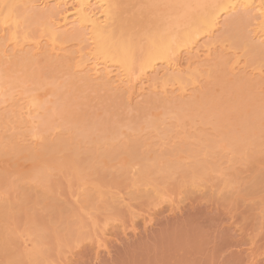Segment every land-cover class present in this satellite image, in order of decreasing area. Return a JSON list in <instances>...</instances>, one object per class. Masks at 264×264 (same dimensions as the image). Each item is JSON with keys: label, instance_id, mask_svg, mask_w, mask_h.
I'll return each mask as SVG.
<instances>
[{"label": "rangeland", "instance_id": "obj_1", "mask_svg": "<svg viewBox=\"0 0 264 264\" xmlns=\"http://www.w3.org/2000/svg\"><path fill=\"white\" fill-rule=\"evenodd\" d=\"M161 4L162 3L152 4L151 0H117L115 6L121 11L120 17L122 19H124L123 17L136 16L137 21H140H138V25H135L137 22L135 21L129 30L131 34H136L138 36L141 27H145L146 29L147 24L148 27L155 24V22L160 19L162 10H167V6L165 5L166 8L163 7V3L161 7ZM132 19L135 20V18ZM221 19H223L222 22L224 19L226 21V17L224 16ZM145 20L146 22H151L150 20L154 22L150 24L147 22V24H145ZM142 23H144V27ZM238 23L240 24V22H237L231 27L235 29H237V27L241 28L243 24L241 23V25H239ZM220 29H223L222 25ZM250 30L251 27H247L243 30V32H246V38L251 35ZM217 33L220 34L219 32ZM140 37L139 35L138 38ZM228 44L226 45L227 48L232 47L231 43ZM66 46L65 50L67 52L73 49V45L71 46L69 43ZM231 49L239 56L238 61L240 63H238L240 67L246 68V70H244V72L235 71V74L236 72H238V74L233 77L228 74L226 64L231 58L230 53L232 52L229 51L230 53L228 54L230 55L226 54V56H223V62H219L218 64L209 62L210 64L213 63L211 64V68H209L211 76L207 74L208 77L205 78V75L204 81L202 79V81L198 83V87H196L198 91L195 90L197 91L196 94L195 92L192 93L195 94L194 98L189 97L190 101H188V97H186L187 99L183 98V100L191 103L192 98L195 100L196 98H200L203 94H205L206 97H211V95H214V92L216 93L218 91L215 97L213 96L216 101H213L214 98L212 101L214 103H219L231 98V94H228V87H231L236 79L245 76L249 78L250 81L252 80V83L258 82L257 85H253L252 87H245L243 95L245 97V104L251 106L255 105L257 111L255 112V107V109L251 107L252 109H250V111H254L249 112L248 109L249 113H246L248 116L244 114L243 117L247 116L250 118L252 115L253 117H255V115L258 117L256 116L255 119L253 117L250 118L255 120L254 128L251 131L252 134L254 133V136L252 135V137H250V135L249 138L251 139H246L250 141V145H248V141L247 145L246 143H244V145L242 144L243 147L245 146V149L243 148V150H241L242 152L238 154L230 151L228 148L230 146L228 140L229 144L226 142V145H229H227L228 147L225 145V142L222 141L225 137L230 135L229 133V135L227 134L228 127L226 126L228 123V126L233 129L230 131L232 133L234 132V128H236L235 130L237 131L241 129V127L238 129L237 126L239 125L234 123V117L231 121L229 120L230 116L238 115L237 111L231 112L230 116L226 117V121L228 122L225 123L224 121V124H222L223 121L219 120V114L217 115L213 104L212 106L207 103L206 105L202 104V108H198L200 109L199 112L196 107L198 105L197 103V105H193L194 107L190 106L193 108L192 109L185 105L186 101L180 102V99L175 96L171 99V102L169 101L170 103H164L166 107H162L164 105L160 104V100L155 102L150 101V99L154 97L153 94H149L150 97L145 94V97L143 95L139 98H135L136 100L133 99L134 101L132 100L129 105L126 103L123 93H121L123 97L119 94L120 92L113 93L107 89L99 92L96 90L97 88H94L95 86L92 87L94 88L92 90L90 86H87L88 89H86L87 87L83 84H79L81 86L76 85L77 88H80L78 89L80 92L75 86H73L76 89L74 90L69 81H67L66 76L68 74L66 75V72L64 75L65 70L63 68L58 66L52 68L43 64L40 67V70H43V76L39 77L37 81H29L24 84L27 91L34 90L32 93L38 97L39 103L44 100V104L41 103L42 107L38 110L40 115H53L51 116L53 125H51L54 126V128L49 124L52 130L49 129L46 132H41V137L33 141H27L28 145L30 142L33 144L36 143L35 149L36 151L38 150L36 154L38 153L37 155L42 154L44 156V154H46V152H44V145H47L46 143H48V140L52 143L53 141L55 142V139H58L60 135L62 137L63 134H67L69 129L66 130V128L70 127V124L72 125L71 122L74 120H80L83 127H87L85 129H88V132L91 131H89L90 125L87 123L90 122L93 124H91V133H88L87 130L83 133V135L85 134L88 136L87 139L90 140V146H88V140H83L82 144H79L80 147L82 145V147H84L87 144L86 147L92 150L95 149V152L96 150L97 152H102L104 148L109 150V148L112 147V151L116 150L118 152L119 150L118 153H120L121 151L128 150V154L124 151L126 154H122L121 152L120 154L123 155H120L121 158H118L120 156L113 158L117 153L113 154V152L110 151V155H113V157H107L109 161L107 158H104L101 161L102 164L99 163L100 165H95L93 163L95 166L87 170L91 173L87 175L88 172L86 171H84L86 173L83 171L77 173L76 171L75 174H73V172H71V174L70 172H62L60 170L62 167L59 168L58 165H56V163L62 166L65 162L70 163L72 158L68 156H72V153H69V151L73 150L72 147H70L71 149L68 148L70 149L68 151L67 149H65V151L63 150L64 153L62 151V154L60 152L58 154L55 153L56 155H54L53 158L57 160H53H55L56 163L53 161L49 164L46 160L48 163L47 165L43 159L46 157L41 155L40 157L38 156V160L36 155V157L33 158L36 160L35 161L26 157V151L22 152L21 150L15 153L12 151L10 153L13 145L5 146L6 148L9 147L7 149H5V147L0 148V212L7 216V218L0 219V238L3 246H1L0 250V264H16L17 262L19 264H264V85L259 84L257 75H253V77L248 76L250 70L258 67L264 74V60L249 57L247 48L232 47ZM181 56L182 59L186 58L183 53ZM206 62V65H209L208 61ZM220 63L222 65H220ZM0 65H2L0 69L6 72L7 65ZM182 65V68H184V63ZM4 67L6 68L5 70H3ZM224 67L225 69H223ZM156 68L160 70L162 67L157 63ZM139 69V65L136 64L133 66L132 74L134 77L140 74L138 73ZM244 73L245 75H243ZM218 78H221L227 84L225 85L224 83L223 85L222 82H220L222 83L220 84L217 81ZM214 83L215 85L219 83L221 87L219 84L218 87L220 88L215 87ZM9 85L10 83L8 82V86ZM223 86H228L227 89H224V92L227 93L226 95L221 91ZM22 88L24 91V87ZM14 89L12 87V91H14ZM52 89L53 91L56 90V93L57 90L60 91L62 94L59 92L58 94H61L64 100H70L64 101L58 94L57 99L55 98L57 96L56 94L55 97L51 96L54 93ZM212 89L215 91L213 92ZM5 90L7 91L6 88L4 91ZM8 90L10 93L11 88H8ZM15 90L17 91H14V95H12L15 96L13 98L14 102L20 97L18 93L21 89L16 87ZM6 91L4 93H6ZM208 91L212 93L209 94ZM219 91H221L222 94L221 92L219 93ZM0 96V102L4 99H8L5 94ZM216 96H218L219 99H217ZM148 98H150L149 101ZM238 98L239 96L235 97L236 102ZM60 99L63 100V102H60L61 104L65 102V105H63L65 108L67 105L68 111L75 113L69 112L72 113V118L74 115L79 118L76 119L74 116L72 119L71 115H68V117L60 115L61 112L59 109L56 110V103H59ZM55 100H58V102ZM178 101L181 104L178 103ZM62 106L61 108H63ZM182 106L184 111L183 108H180ZM65 108H63L64 110H60H67ZM179 108L180 110L182 109L184 114L176 110ZM195 108L197 109L196 111ZM8 109L9 107L5 110ZM203 112L206 113L201 115ZM39 113H37L38 116ZM76 113L78 114L76 115ZM177 115H184V117L182 116L181 119L180 116L179 120L177 119ZM199 115L202 117L205 115V117L201 118ZM69 116L71 119H69ZM81 117H84L83 119L85 121L80 119ZM157 118H159L158 121ZM161 118L163 121H161ZM215 118H218L216 121L219 120L221 122L216 124ZM220 118L225 120L224 117ZM256 118H260L261 122ZM150 119L153 121L156 119V121H154V123L156 122L155 127L151 124L148 125L150 122L153 123ZM49 121L51 123L50 119ZM159 121L163 122L161 125L164 126H159L160 123L157 124ZM256 121H258V124H261L258 125ZM46 122L48 123V120ZM230 123L233 124L231 125ZM218 124L221 126L224 125L222 130V127L219 128L220 125ZM40 125L41 124H38L37 128L38 126L40 128ZM93 126L95 129H98V133L97 130L94 131L96 132L95 135L93 133ZM158 126L159 130H156ZM161 127L162 129L165 128V132H163L164 130L161 131ZM215 127L217 128L216 131ZM41 128L39 130H41ZM224 128H226V130ZM229 129L230 128H228V131ZM5 130L6 129H0L1 144H4L3 142L8 140V133H3ZM102 130L104 132L113 131V133L117 131L115 135L116 137L121 135V140L118 138L116 141L118 142V140H120L121 143L123 142L122 145L124 144V146H122L120 142H118V144L116 142L114 145L115 139H113V141L110 140L109 142L111 147L107 144V148L105 140L103 139L101 141L98 140L97 143L95 142L94 147H92V142L98 139L100 133L103 132ZM218 130H221V133ZM70 132L69 130L68 133ZM118 132L121 133L119 136ZM71 134L65 135V138L66 136L72 137ZM96 135L98 136L96 137ZM86 136H84V139ZM207 136L211 140L207 138ZM202 138H205V141H203L205 144L207 139L216 144L214 149H212L214 150L213 154L209 153L210 157L211 155L214 156L212 157L213 159L209 158L207 154L204 155L205 157L199 155L203 153L199 152L205 149ZM46 140L47 142H45ZM85 141H87L86 144L84 143ZM224 141H226V139ZM163 142L165 145L162 148L161 144ZM139 143L142 147L144 144L146 146L144 145L145 147L142 148ZM136 144L141 148H134ZM182 144L187 145L188 148L197 146V148L195 147L197 150H195L196 152L198 151V156L194 158L195 151L192 150L193 148H190L193 151L192 153V151H188L189 149L184 146L189 155L185 151L182 152V150H184H181V148H184ZM103 145L106 146L103 147ZM119 145L123 148L126 146V149L124 148L123 150V148H121L122 150L120 151L119 148L121 146L116 147ZM79 146H77V150L79 148V151H81L82 147L80 148ZM86 147L83 149L86 150ZM202 147L204 148L201 149ZM73 148L76 149L75 147ZM130 148L138 149L137 154L139 157L141 156V159L145 157L146 163L153 161V163L151 162L152 169L148 170L151 172H146V179L144 178L145 175L142 177L144 180L138 178L136 174V171L138 173L140 170V164L132 159L133 157H131V155L129 156ZM198 148H200V151ZM1 149L5 150L2 151ZM173 149L174 152H172ZM77 150L73 151L77 152ZM141 151L146 154H139V152L142 153ZM171 152L174 153V157H172L173 154ZM9 153L11 155L13 154V156H10ZM65 153L67 157H65ZM147 153L148 156H145ZM165 153L166 155L168 154V156H166L168 160L163 159L161 156L165 155ZM169 153L172 155L170 156ZM15 154L20 155L16 156ZM191 154H194V159ZM1 155L6 156L1 157ZM126 155L130 157V160ZM14 156L18 159L14 158ZM199 156H203V159H205L206 156L208 157L206 160L209 161H206V165L209 167V170L207 168V172L205 171L206 173L199 174L200 177L194 174V178L188 172H191L190 168L192 169L194 162L200 158ZM166 157L164 156V158ZM112 158L113 161L110 162ZM123 158H125V161L122 160ZM154 158L155 161L152 160ZM173 158L176 161H172ZM157 159L161 161L160 164L163 163V160L167 161L164 162L167 164L168 161L171 160L169 164H178L179 168H177L179 170H165V168L168 167L167 164V167L165 164L160 166V164H158L159 160ZM203 159L201 157V160ZM127 160L129 161L126 162ZM133 160L135 162L132 163L131 161ZM212 160H215L214 164L217 165L213 168H211L214 166ZM106 161L109 162V165ZM156 161H158L157 164L159 167ZM203 162H205V160ZM125 163L128 165H126V167H129L128 169L125 168ZM49 165L52 167L53 165L55 166L52 168ZM134 166L136 167L134 168ZM31 167L34 169L32 170ZM47 167H49V169ZM149 167L150 166H148V168ZM35 168L41 170H38L39 174L42 171L47 173L42 172L40 176L46 174L48 178L45 183L47 184L48 182V185L44 184V180H41L42 182L36 180L39 174L34 171ZM99 169L103 171L100 172L104 174H102L104 177L100 176V172V174L97 173ZM187 170L188 172H186ZM131 173L134 174L132 175ZM134 175L137 176L135 177ZM96 176H99V178ZM132 179L133 181H131ZM135 180H137L136 182H140L137 184ZM48 201L50 203L49 205L47 203ZM50 206L52 209L54 208V212L52 209H49ZM105 224H107V227H105ZM47 225H49V227ZM33 227L36 229L34 230ZM37 229L43 234L41 232L38 233V231V234L35 232L32 233L33 230L36 231ZM102 229L105 230L103 231ZM40 234L43 236L45 235L43 238L42 236L40 237L43 239L42 241H40V238V240L37 238L39 237L37 235ZM103 236L104 240L100 238ZM95 238H99V242H102L98 248L95 244ZM35 247L38 248L36 249V254L34 252ZM32 252H34V255H32ZM27 253L33 257L29 258Z\"/></svg>", "mask_w": 264, "mask_h": 264}, {"label": "bare ground", "instance_id": "obj_2", "mask_svg": "<svg viewBox=\"0 0 264 264\" xmlns=\"http://www.w3.org/2000/svg\"><path fill=\"white\" fill-rule=\"evenodd\" d=\"M116 1L117 0H0V64L7 65V69L5 68L6 67L5 65H4L5 67L3 68V70L6 69L5 70L6 72L0 69V95L5 94V96H7L8 98L0 102V129L1 130L6 129L3 133L5 132L8 133L7 134L8 140L5 141L6 143L3 142L4 144H1V141H0V148L13 145L11 147L12 150L10 151V153L12 151L14 153L20 152L21 150L22 152L26 151L27 152L26 157L30 160H35L33 158L36 157V155L38 154V153L36 154L38 150L36 151L35 149L36 143L33 144L30 142L31 144L29 143L28 145L27 141L28 142L29 140L33 141L34 139L41 137V132H46L49 129L52 130L51 126L53 125V121H52L51 116L53 115L51 116L42 115L41 116L40 113L38 112V110H40L42 107L41 103L44 104L43 103L44 100L42 99L43 101L39 103L38 97L32 93L34 90L28 89L32 91H27L24 86V84H26L27 82L37 81L39 77L43 76V70H40V67L43 64H46L47 67L54 68L55 66H58V67L63 68L65 70L64 75L66 72H67L66 75L68 74L66 76V79L72 85L71 87L75 86V88H77L76 85L78 86L79 84H83L84 86L86 87L90 86L91 88L95 86L94 88H97L96 90L99 92L106 90V89L110 92L112 91L113 93L120 92L119 94L123 93L126 103H128L129 105L132 102V100L135 98H139L143 95L145 97V94L148 97H150L149 94H153L154 97H152L151 99L148 98V101L149 99L150 101H153V102L160 100V104L164 105V103L166 104L170 103L171 99L174 96L176 98L178 97L180 99V100L178 99L180 102H185L186 100L184 101L183 98H186V97H188V99L186 98L188 101H190L189 97L194 98V95L198 91V89H196V87H198V83L202 81V79L204 81L205 75H206L205 78L208 77L207 74L211 76L210 75L211 72H209L210 71L209 68H211V64H213L214 62L215 64H218L219 62H223L222 61L224 60L223 56L224 55L226 56V54L230 53L232 51L231 49L232 47L247 48L248 49L247 54L249 55V57L251 58L254 57V58L264 60V0H151L152 4L153 3H157V4L164 3L163 7H165L166 5L167 10L165 9L166 7L164 8L165 11L162 10L160 19L157 20L155 24L150 25L149 26L150 28L148 27L147 22L150 24L151 22H154V21L150 20L151 22L149 21L146 22L145 20L146 22L145 24H147L146 29L144 27V23H142L144 28L142 27H141L142 29L140 28V32L142 30L141 33L140 32L138 33L141 36L140 38H138L139 35L137 36L136 34H131L129 32L132 25L135 23V21H137L136 16L126 17L128 19L123 17L124 19H122L120 17L121 11H119L118 10L119 8L117 9V7L115 6ZM162 4L160 5L161 7H162ZM223 16L226 17V21L224 19L225 22L224 21L222 22L223 19L221 18ZM132 18H135V20H133ZM138 21L135 23V25H138ZM237 22H240V24L238 23L239 25H241V23L243 24L241 25V28L237 26H235L237 27V29L232 28ZM221 25L223 29H220ZM247 27H251V30H250L251 35L247 37L248 39L245 36L246 32H243V30L246 29ZM217 32H219L220 34H218ZM216 33H217V36H216ZM68 43L71 44V46L73 45L72 46L73 49L72 50L69 49L70 50L69 52L65 50V47H67L66 45ZM228 43L229 44L231 43L232 47L227 48L226 45ZM182 53L185 55L186 58L182 59V56H181ZM230 54L228 55H230L231 58L227 61L226 67L228 69V74L233 77L234 75L238 74V72H236L235 74V71L244 72L246 68L244 69L240 67L239 65L240 62L238 61L239 56H237L234 51H232ZM206 61H208V64L210 66L206 65L207 64ZM209 62H213V63L210 64ZM157 63L160 64V67H162L160 70L156 68ZM183 63H184V68H182ZM136 64L140 66V69L138 71V73L140 74L137 77H134V75L132 74L133 66ZM220 65L222 64L220 63ZM1 67L2 65H0V68ZM223 69H225V67ZM249 72H248L249 73L248 76L253 77V75H257L258 76L257 78H259V84L264 85V74L260 70L259 67L254 68L250 70ZM243 75H245V73ZM217 81L219 83L222 82L223 85L225 83L221 78H218ZM251 81L249 78L245 76L244 77L242 76L236 79L235 82L233 81L234 84L232 83L233 85H231V87L227 86L229 88L228 90L229 92L228 91L227 92L228 94H231L230 95L231 98L227 101L223 100L222 102L214 103L213 101H216L214 97L218 91L215 93L214 92L215 90L213 91L212 89V91L214 92V95H213L214 97L212 95L211 97H206L205 94H203L202 96L200 95L201 96L200 98H196L195 100L192 98L191 100L193 102L191 101V103H189L188 101H186V104H185L189 108H192L190 106H193V105L195 106V104L197 103L198 104V105L196 104L197 109L203 106L202 104L206 105L207 103V104H211V106L213 104L214 105L213 107H215L216 109L217 115L219 114V117L218 116L216 117H218L219 120L223 121L222 124H224V121L225 123L228 122L226 121L227 120L226 117H229L231 112L237 111L238 112L237 116H230L229 117L230 119L229 118L228 119L231 121L234 117L233 119L234 123L236 125H239L237 126L238 129L240 127L241 129L237 131L235 130L236 128H234L235 133L234 132L232 133L230 131H232L233 129H231V127L228 126L229 125L228 123L226 127L230 128L231 130L229 129L228 131V128H227V134L229 133L230 135L228 134L229 136H227L225 134L228 138L224 136L225 138L222 140L223 142H225V145H226V142L228 143L229 141L230 144L229 143L228 144L230 146L228 144L227 145L229 147L227 145L226 146L230 149V151L234 152L235 154H238L239 152L241 153L242 152L241 150H243V148L245 149V146L243 147L242 144L244 145V143H246L247 145V141H248V145H250L249 144L250 141L246 139H248L250 135H251L250 137H252V135L254 136V133L252 134L251 131L254 128V121H255L254 119L257 115H255V117H253V115L250 116V118L252 117L254 118V119H250L249 117H247L248 115L246 113L248 112V109H249V112H253L254 110L250 111V109L254 107L256 108V106L246 105L245 100H244L245 97L243 96L245 92V87H252L253 85L258 84V82H255L256 83L255 84V83H252ZM8 82L10 83L9 86H8ZM218 84H216L217 86L215 85V87H218ZM220 84L219 86L221 87ZM226 84L227 83H225V85ZM11 86L13 87V89L14 88L16 89V87H19L21 91H23L22 87H24V89L26 90V91L24 90L23 92L20 91L18 93L20 94L19 95L20 97L15 102L13 101V98L15 96H12V95H14V91H17V90L14 89V91H12ZM227 87L223 86V89L222 90L219 89V90L224 92V89H227ZM5 88L7 89V91L5 90L7 94L4 93ZM8 88H11L10 93L8 92L10 89L8 90ZM75 88L73 87L74 90H76ZM94 88H92V90ZM78 89L80 88L78 87L77 90ZM86 89H88V87ZM188 90H189V93H188ZM55 91L56 90L53 91L54 93L52 95L50 93V95L55 97V94L57 95L58 92L61 93L58 90H57V93ZM221 91H219V93ZM194 92L195 94H192ZM208 92L209 94L212 93L210 91ZM61 94H58V95L61 96L60 98L64 100ZM223 94L226 95L227 93L224 92ZM58 95L55 97L56 99ZM237 96H239V98H238V101L236 102L235 97ZM216 98L219 99L218 96H216ZM60 100H59V103H56L57 106L55 104L56 110L59 109L61 113L63 112L62 114L60 113V115H65L67 117L68 115H71V118H72V113L73 114L75 113L72 111H68L67 105H66V108L64 106L65 102L63 103L64 104L63 105L60 103V102H63V100L62 101ZM69 100L65 99L64 101H69ZM55 101L58 102V100H55ZM179 101L178 103H180ZM61 106L67 110L61 111L60 109H63L61 108ZM183 106L180 108H183ZM8 107L9 109L5 110ZM162 107H166V106L164 105ZM180 108L176 110H179L180 112H182V109L180 110ZM197 109L195 108V111ZM199 110L200 109H198V111ZM183 111H184V108H183ZM256 111H257V108L255 109V112ZM69 112H72V113H69ZM37 113H39L40 117L37 115ZM179 113H176V114H179ZM205 113L203 112L201 113V115ZM77 114L78 113H76V115ZM244 114L247 116L243 117ZM201 115H199L201 118L205 117V115H203V117ZM180 116H181V119H182V116L184 117V115H179V116L177 115L178 117L177 119L180 120ZM220 117H224L225 120L224 119L222 120ZM71 118L69 116V119ZM75 118L77 119L79 117L75 116ZM83 118L81 117L80 119H83ZM159 118H157V121L159 120ZM218 118H215L216 124L221 122L219 120L216 121V119ZM49 119L51 120V123ZM256 119H259V122H261L260 118H256ZM47 120H48V123L46 122ZM154 121H156V119ZM154 121L153 123L152 122L148 123V125L151 124V125H154L153 127H155L156 122L154 123ZM161 121H163L162 118H161ZM71 123L72 125L70 124V127L66 128V130L69 129L71 131L70 133H68L69 132L68 130L67 134H63L62 137L60 135L58 139L56 138L57 140L55 139V142L52 140L53 142L51 141L52 143H50L49 142L50 140H48V143H46L47 145H44L45 146L44 152H46V154H44V156L42 154L40 155L47 158V159L43 158L45 160L46 165L48 163L50 164L53 161L54 163H56L55 160L57 159L53 158L54 155L58 154L59 152L62 154V151L63 150L65 151V149H67L68 151L71 149L70 147H72L73 150H77V146H79V144L81 145L83 140H88L89 141L88 146H90V140L87 139L88 136H86L85 134L83 135V133H85L86 130L88 132V129H85L87 127H83V125L80 123V120H74ZM162 123L163 122H160V121L157 122L159 126ZM256 123L258 124V121H256ZM38 124H41L40 125V128L42 126L41 130H39L40 129L39 126L37 128ZM49 124L50 125L52 124V125L50 126ZM87 124L90 125L89 131L92 132L91 126L93 124L90 122ZM230 124L232 125L233 123H230ZM44 126H46L47 128ZM94 126H93L94 128L93 133L95 135L96 132L94 131L97 130V133H98V129H95ZM159 126H158V129L156 128V130H159ZM161 126H164V125H161ZM223 126L220 125L219 128L222 127L221 128L222 130ZM260 126H263V125H260ZM52 127L54 128V126ZM216 127H215V131L217 130ZM224 129L226 130V128ZM221 130H218V131L220 132ZM161 131L165 132V128H163ZM91 132H88V133H91ZM99 132H100V128H99ZM103 132L100 133V135L102 136L98 134L99 135L98 139H95L94 142H92L93 144L92 147H94L95 142L97 143L98 140L101 141L103 139L105 140V144L106 145L108 144L111 147L109 143L110 140L113 141V139H115V142H114V145H115V143L117 142L116 139L118 138L120 139V136H121L120 135L121 133L118 132V136L119 135L120 136L116 137L115 134L117 133V131H114V133L113 131H111L112 133L109 131L111 134L107 131L104 133ZM71 133H73L74 136ZM68 134L69 135L71 134L72 137L66 136L65 138V135H68ZM98 135H96V137ZM84 136H86L85 139H84ZM207 138L209 137L207 136ZM225 139L226 141H224ZM120 140H118V142L121 143ZM203 141H205V138L202 140V142ZM45 142H47V140ZM86 142L87 141H85L84 143L86 144ZM203 143L205 144V142ZM106 145H103V147ZM108 145H107V148H108ZM121 145L116 146V147H120ZM136 145L134 146V148L142 147L141 144H140L141 147L139 145L137 146ZM144 145L143 147L146 146ZM164 145L165 143L163 142L161 144V147L163 148ZM215 145L216 144L214 142H210L207 139L206 144H205V149H203L204 147H202L201 149H203V151H200V148H198L200 151L199 153L203 152L202 154H199V155L204 156L205 154H207L209 158L214 157L212 155L210 157L209 153L213 154L214 150L212 149H214ZM122 146H124V144ZM122 146L119 148L120 151L122 150L121 148H123ZM184 146L188 148L187 145H183L182 147ZM73 147H75L76 149H74ZM84 147H82V149ZM185 147L181 148V150L184 149L182 150V152L184 151L186 152ZM195 147L197 148V146ZM195 147L194 148L192 147L193 149L191 147L190 148L196 152L197 149ZM7 148L5 147V149ZM88 148L86 147V150L83 149L84 152L82 149H81L82 152L79 151L80 150L79 148L77 152L72 150L74 153L72 151H69V153H72V156L70 155L68 156L69 158H72V160H70V163L65 162L63 166L60 165L59 163L58 164L56 163V165H58L59 168L62 167V169H60L62 172L63 171L67 173L70 172V174L71 172H73V174H75L76 171L77 173H79L80 171H83V172L86 171L88 172L87 175L88 174L90 175L91 173H89V171L87 170L91 169L95 165H100L99 163H101V161L104 158L113 157V155H110L111 154L110 151H112L111 150L112 147L109 148V150L104 148L102 149L103 150L102 152H97V150L95 152V149L92 150ZM124 148L126 149V146ZM134 148L133 149L130 148L129 156L131 155V157H133L132 159H134L135 161H137V163L140 164V168H139L140 170L138 173L136 171V174L138 175V178L144 180V178L146 179V175H147L146 172L152 169L151 162L153 163V161H151L150 163H146L147 161L145 160V157L141 159L140 158L141 156L139 157V155L137 154L138 149L136 150ZM190 148H188L189 150L188 149L187 150L192 151ZM5 149H1V150L4 151ZM124 151H121L122 154H124L125 152L128 154V150L125 152ZM112 152L113 154L117 153L114 155L113 158L122 155L120 154L121 152L118 153L119 150L118 152L116 150L115 151L113 150ZM172 152H174V149ZM195 152H194L195 157L193 156L194 154L193 155L191 154L192 158L193 157L196 158V156H198V151L196 153ZM144 153L139 152V154H144ZM148 153H149V150H148ZM148 153L145 156H148ZM172 154H173L172 157H174V153ZM40 155H37V160L40 157ZM45 155H47L48 157ZM5 156L1 155V157H5ZM10 156H13V154L12 155L10 154ZM16 156H14V158H16ZM21 156H22V153H21ZM129 156L126 155V157H128V159L130 160ZM161 156L163 157V159L168 160V158L166 157L168 156V154L166 155L165 153V155H161ZM164 156L166 158H164ZM203 156H201L202 159L205 157ZM207 156L203 160H201V157L199 156L200 157L199 159L201 161L197 159V161L195 162L193 158L192 160L194 164L192 166V169L190 168L191 172L190 171L188 172L189 169L186 172H188L194 178H195L194 174H197L198 177H200L199 174L206 173L207 168L209 170V167L206 165V161H209V160H206L208 159ZM65 157H67L66 153H65ZM109 158H107L108 161H109ZM113 158L112 160H110V162L113 161ZM118 158H121V156ZM155 158L152 160L155 161ZM124 159L125 158H123L122 160ZM46 160L48 161V163L46 162ZM129 160H127L126 162H128ZM134 160L131 162L132 163L135 162ZM173 160L174 158L172 159V161ZM204 160L205 162H203ZM170 161L171 160H169L167 164V163H164L167 161L163 160V163L160 164L161 161L159 160L158 164H160V166L162 164H165L166 166L167 164L168 167L166 166L167 168H165V170H168V171H172L174 169L179 168L178 164L177 165H175V163L169 164ZM212 161L214 164L215 160H212ZM157 162L158 161H156V164ZM93 163L95 165H93ZM108 165H109V162H108ZM126 165L127 164L125 163L124 166L126 169H128L129 167H126ZM54 166L55 165H53V167ZM148 166H150L151 168L150 167L148 168ZM215 166L217 165L214 164V166H212L211 168ZM135 167L136 166H134V168ZM47 168L49 169V167ZM31 169L33 170L34 168L31 167ZM38 170H39L38 168L37 169L35 168L34 171H36L37 174H39ZM100 171L102 170L99 169L97 173H99ZM42 172H45V171H42ZM102 172H100L101 173L100 176L104 175ZM123 172H127V171H123ZM148 172H151V171H148ZM40 174L36 177V180L37 181L44 180V184L48 185L49 184L48 182L47 184L45 183V181H47L46 179L48 178L46 177L47 173L43 174L42 176H40ZM137 175H134V176L136 177ZM144 175L145 177L142 178ZM96 177L99 178V176H96ZM137 180H135V182ZM131 181H133V179ZM139 182L140 181L136 183L138 184ZM132 185H133V182H132ZM121 200H124V199H121ZM49 201L47 202L48 205L50 204ZM51 206L49 207L50 210L52 209V207H54V206L52 207ZM2 218H7V216L0 212V219ZM105 225L104 226L107 227V224ZM47 226L49 227V225ZM34 227L33 229L35 230L36 228ZM34 230L32 231V233L35 232L36 234H38L41 232L38 229L36 231ZM102 230L104 231L105 229H102ZM37 236H39L37 237L38 240L41 239L40 241H42L43 240L42 238L45 235L43 236L40 234ZM41 236L42 238H40ZM104 236L100 238H103L104 240ZM98 239L99 238H97L95 241L97 248L100 247V243H102V242H99ZM1 243H2V240L0 241V250L2 246ZM36 247L34 249L35 254H36V249H38ZM34 252H32L33 253L32 255H34ZM0 254H1V251H0ZM27 254L29 258L33 257L32 255L30 256L29 253Z\"/></svg>", "mask_w": 264, "mask_h": 264}]
</instances>
